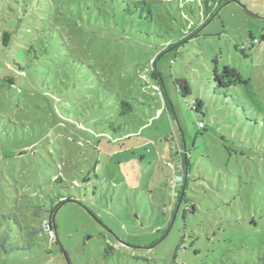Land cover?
<instances>
[{
    "label": "rangeland",
    "instance_id": "rangeland-1",
    "mask_svg": "<svg viewBox=\"0 0 264 264\" xmlns=\"http://www.w3.org/2000/svg\"><path fill=\"white\" fill-rule=\"evenodd\" d=\"M136 1L0 0V205L54 209L48 264H264V0Z\"/></svg>",
    "mask_w": 264,
    "mask_h": 264
},
{
    "label": "trees",
    "instance_id": "trees-1",
    "mask_svg": "<svg viewBox=\"0 0 264 264\" xmlns=\"http://www.w3.org/2000/svg\"><path fill=\"white\" fill-rule=\"evenodd\" d=\"M210 1L221 6L232 0H206L208 13L213 15V11L211 12V7H209ZM138 8H147L150 13L152 12L151 5L145 0L129 3L127 8H123L122 11L124 13L129 12L128 14L132 15ZM9 39L10 33H3V44L5 46L9 45ZM245 49L246 47L243 46L242 52ZM154 77L158 79L156 74H154ZM8 80L13 83V79L9 78ZM214 81L220 88L241 85L249 96L258 102L252 91L250 79L244 77L233 66L226 65L221 71L216 70ZM176 84L181 93H190L191 88L186 80L177 79ZM121 105L126 110L132 109L126 102H122ZM202 107V101L195 102L196 111H200ZM8 199L9 201L12 200V198ZM42 200L44 201L45 199L37 197L30 200L23 197V202L20 204L11 202L6 204L7 201H4L0 205V264H29V259L38 260L36 264H48V259H43L41 256L44 254L50 255L52 252L50 248H44V244H56L53 221L54 209H47ZM50 200L53 201V198Z\"/></svg>",
    "mask_w": 264,
    "mask_h": 264
},
{
    "label": "water",
    "instance_id": "water-1",
    "mask_svg": "<svg viewBox=\"0 0 264 264\" xmlns=\"http://www.w3.org/2000/svg\"><path fill=\"white\" fill-rule=\"evenodd\" d=\"M55 219L53 218V221H54ZM54 226H55V221H54ZM64 254H65V256H66V259H67V264H70V262H69V259H68V257H67V254H66V252L64 251Z\"/></svg>",
    "mask_w": 264,
    "mask_h": 264
}]
</instances>
